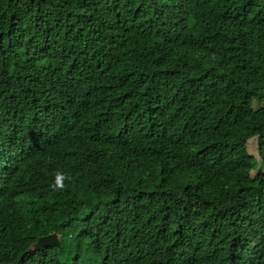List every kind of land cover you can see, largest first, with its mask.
Returning a JSON list of instances; mask_svg holds the SVG:
<instances>
[{"label":"trees","instance_id":"obj_1","mask_svg":"<svg viewBox=\"0 0 264 264\" xmlns=\"http://www.w3.org/2000/svg\"><path fill=\"white\" fill-rule=\"evenodd\" d=\"M263 171L264 0H0V264H264Z\"/></svg>","mask_w":264,"mask_h":264},{"label":"clouds","instance_id":"obj_2","mask_svg":"<svg viewBox=\"0 0 264 264\" xmlns=\"http://www.w3.org/2000/svg\"><path fill=\"white\" fill-rule=\"evenodd\" d=\"M69 104H70V106L68 107V110L73 111L72 104L70 102H69ZM127 167H132L134 169V172L136 173V178L131 184H137L138 187H147L150 185H155V184L161 182L162 179L164 178V175H165L164 168L161 165L150 162V161H148L142 157H136V158L131 159L127 163ZM51 234H55V233H51ZM51 234H49V235H51ZM55 235L57 236V239H58V235L57 234H55ZM42 238H45V237H42ZM58 243H59V239H58ZM36 244H34L32 246V248H31L32 250H40V249H43L44 247H49V246H39L40 248L38 249V248H36V246L41 245V244L40 243L37 245ZM49 248H56V247H49Z\"/></svg>","mask_w":264,"mask_h":264},{"label":"rangeland","instance_id":"obj_3","mask_svg":"<svg viewBox=\"0 0 264 264\" xmlns=\"http://www.w3.org/2000/svg\"><path fill=\"white\" fill-rule=\"evenodd\" d=\"M254 104H255V106H257V103H256L255 101H254ZM260 105H262V104L259 103L258 106H260ZM247 151H248L251 155H253V157H255L256 159L259 158L258 153H257V140H256V138H252V139H250V140L248 141V143H247ZM263 173H264V171H263ZM251 174L253 175L254 172H252ZM40 244H42V245H46L47 242L42 241ZM39 246H40V245H39Z\"/></svg>","mask_w":264,"mask_h":264},{"label":"water","instance_id":"obj_4","mask_svg":"<svg viewBox=\"0 0 264 264\" xmlns=\"http://www.w3.org/2000/svg\"><path fill=\"white\" fill-rule=\"evenodd\" d=\"M44 239H45V240H44ZM43 240H44L45 242H47V244H46V245H42V244H41L40 246L57 247V246L59 245V243H58V239H57V236H56L55 234H51V235H49V236H47V237H45V238H41V239H39L37 244L41 243ZM37 244H36V245H37ZM36 248L39 249V248H40L39 245H37Z\"/></svg>","mask_w":264,"mask_h":264}]
</instances>
